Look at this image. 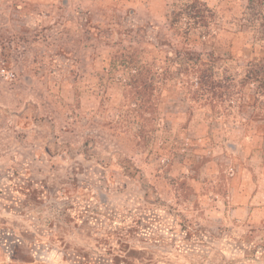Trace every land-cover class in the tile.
Here are the masks:
<instances>
[{"label":"rangeland","instance_id":"obj_1","mask_svg":"<svg viewBox=\"0 0 264 264\" xmlns=\"http://www.w3.org/2000/svg\"><path fill=\"white\" fill-rule=\"evenodd\" d=\"M181 1L0 0V264H264V95L213 109L163 71L139 137L122 61L179 41ZM203 1L240 76L264 0Z\"/></svg>","mask_w":264,"mask_h":264},{"label":"trees","instance_id":"obj_2","mask_svg":"<svg viewBox=\"0 0 264 264\" xmlns=\"http://www.w3.org/2000/svg\"><path fill=\"white\" fill-rule=\"evenodd\" d=\"M217 17L216 12L203 0H182L173 8L169 17L170 30L179 41L157 44L158 56L151 61L141 62L137 50L131 51L127 61H122L128 71L127 86L138 105L137 108L134 106L133 110L141 119L139 137H145L148 124L146 121L150 122L152 119L145 113L155 114L157 111V90L161 85L163 71L170 73L171 79H176L175 85H181L182 88L188 85L194 98H205L213 109L219 103L222 105L231 101V98L238 94L234 91L235 88L239 92L248 91L250 94L247 93V102L243 100L240 107L242 106L241 110L245 114L254 116L249 109L259 103V96L264 95V45L253 60H248L243 74L227 75L228 61L236 58H233L232 44L226 45L227 49L217 47L220 50L215 46L217 41L214 40L224 28L222 23H217ZM262 26L264 33V21ZM197 45H209V49L203 52L192 47ZM161 46H167L169 49L164 51ZM147 54L151 52L148 51ZM243 57L249 58L245 53ZM115 63L116 60L113 65ZM121 262L122 258L115 257V264Z\"/></svg>","mask_w":264,"mask_h":264}]
</instances>
